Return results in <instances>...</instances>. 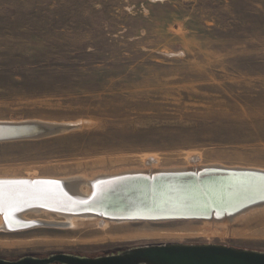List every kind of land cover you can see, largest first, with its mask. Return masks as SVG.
I'll return each mask as SVG.
<instances>
[{
	"label": "rangeland",
	"instance_id": "1",
	"mask_svg": "<svg viewBox=\"0 0 264 264\" xmlns=\"http://www.w3.org/2000/svg\"><path fill=\"white\" fill-rule=\"evenodd\" d=\"M23 122L73 128L0 144L4 181L61 183L147 159L264 172V0H0V123ZM28 215L47 225L0 219V259L164 244L264 252V208L209 224Z\"/></svg>",
	"mask_w": 264,
	"mask_h": 264
},
{
	"label": "bare ground",
	"instance_id": "2",
	"mask_svg": "<svg viewBox=\"0 0 264 264\" xmlns=\"http://www.w3.org/2000/svg\"><path fill=\"white\" fill-rule=\"evenodd\" d=\"M38 124L44 125L48 131L36 138L29 136L43 133L45 130L42 127L23 128L20 130L0 129V138L16 135L27 137L29 135L27 138L4 141L0 142V144L43 139L47 136L70 131V128H73V126H61L60 128L63 129L61 131V129L54 125ZM196 158V156H193L190 160L192 161ZM147 162H152L151 166L146 165ZM146 163V167L143 170H120V172L108 173L107 175L99 173L100 175L91 177H72L64 180L62 178L63 181L61 183L45 179L32 181L11 180L9 182H17L25 186H0V193L3 194L5 202L10 203L15 209L12 212L11 219L7 218L3 212H0L3 228H13L15 231H19L34 222L36 224L47 225L46 223H41V220H32L31 215L25 216V214L40 212L44 214H57L64 217L67 222L64 221L63 224L67 225H75L78 221H91L97 222L103 227L107 226L110 222L123 223L124 225V223L129 222L169 221V219L111 220L109 216L113 215L122 218L181 215L184 218L180 221L203 220V222L209 224L210 222L208 223V221L211 219L213 221L214 219L231 221L237 217L264 208V177L262 176H236L234 174L219 178L212 176L205 179L206 176L211 175L214 171L241 173L252 170H231L227 167L224 169V167L219 166L205 167L202 165L200 159L197 161V164L190 163L187 169L185 167V169H178L177 167L174 169L165 168L164 170L154 164L152 159H147ZM254 172L264 173L262 171ZM221 174L223 175V173ZM147 176H149V182L143 180ZM69 197L79 203H92L91 207L103 213L77 212L78 210L70 213L69 210L72 211L76 208L67 200ZM220 202L224 206L219 208H227L225 210L228 212L218 210L219 212H213L211 216L202 217L201 219H186L189 216H199L206 211L208 212L213 209L216 203ZM119 203L124 205L120 206ZM45 206L52 207V209ZM233 209H236V211L230 213ZM18 210L22 211L19 212ZM63 210L66 212H63ZM212 220L211 222H213ZM53 223L54 225L57 224Z\"/></svg>",
	"mask_w": 264,
	"mask_h": 264
},
{
	"label": "water",
	"instance_id": "3",
	"mask_svg": "<svg viewBox=\"0 0 264 264\" xmlns=\"http://www.w3.org/2000/svg\"><path fill=\"white\" fill-rule=\"evenodd\" d=\"M39 122H26V123H0V129H23L32 127H42L45 131L41 134L34 136H29L31 138H36L44 133H47L48 129L44 125L38 124ZM27 136V137H28ZM26 136H12L0 138V142L18 140L27 138ZM213 171V170H212ZM223 173V175L221 174ZM245 175V176H262L264 173L260 172H241L234 173L232 171H214L211 175L205 177H226L231 175ZM149 182V176L143 179ZM0 186H25L18 184L17 182H9L0 180ZM70 203L73 204L72 211L69 212H94L96 214H102L100 210L94 209L92 203L83 204L79 203L71 197L67 198ZM201 202V201H200ZM94 203V202H93ZM202 203V202H201ZM120 206L124 204L119 203ZM118 206V207H120ZM222 202L216 203L212 210L204 212L199 216H189L186 219H201L202 217L211 216L213 212H228L225 209L219 208L223 207ZM46 207V206H45ZM242 207V206H241ZM240 207V208H241ZM52 209V207H46ZM23 209V208H22ZM61 211L59 209H54ZM75 210V211H74ZM239 210V209H238ZM236 209L230 211L233 213ZM63 212H66L63 210ZM108 215V214H107ZM111 220L128 219V220H179L184 218V216H158V217H117L109 216ZM45 225V224H39ZM32 225L25 226L24 228L31 227ZM13 229V228H12ZM15 230V229H13ZM0 264H264V252H257L251 250L237 249L233 247L221 246V245H184V244H164V245H149L144 247H134L128 250L119 252L117 254H111L107 256H102L98 258H89L86 256H78L70 253L63 254H52L47 258H39L34 256H26L20 258L17 261H11L7 259H0Z\"/></svg>",
	"mask_w": 264,
	"mask_h": 264
},
{
	"label": "snow or ice",
	"instance_id": "4",
	"mask_svg": "<svg viewBox=\"0 0 264 264\" xmlns=\"http://www.w3.org/2000/svg\"><path fill=\"white\" fill-rule=\"evenodd\" d=\"M15 209L12 207V205L10 203H6L4 198H3V194L0 193V212H3L7 218L11 219L12 218V212Z\"/></svg>",
	"mask_w": 264,
	"mask_h": 264
}]
</instances>
